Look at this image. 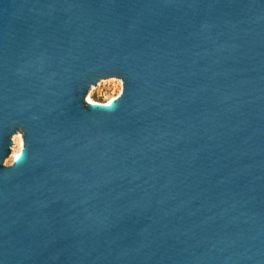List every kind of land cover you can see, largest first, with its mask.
Instances as JSON below:
<instances>
[{
	"label": "water",
	"instance_id": "95a60500",
	"mask_svg": "<svg viewBox=\"0 0 264 264\" xmlns=\"http://www.w3.org/2000/svg\"><path fill=\"white\" fill-rule=\"evenodd\" d=\"M0 264H264V0H0Z\"/></svg>",
	"mask_w": 264,
	"mask_h": 264
},
{
	"label": "rangeland",
	"instance_id": "374dc122",
	"mask_svg": "<svg viewBox=\"0 0 264 264\" xmlns=\"http://www.w3.org/2000/svg\"><path fill=\"white\" fill-rule=\"evenodd\" d=\"M123 89V80L120 77H108V78H103L101 80H99L96 84H93L90 88V90L88 91L87 95H86V102L88 103H93L90 102V100H88V96L91 95L92 99L94 101L97 102H102V103H106L111 97L113 96H117L120 95ZM23 134V130L18 129L13 135H12V145H11V149L10 152L5 156V158L3 159L2 164L9 166L11 164L14 163L15 156H14V152H17L19 149V144H18V140L19 137L17 139H15V136L17 134ZM16 140V141H15Z\"/></svg>",
	"mask_w": 264,
	"mask_h": 264
},
{
	"label": "bare ground",
	"instance_id": "6f19581e",
	"mask_svg": "<svg viewBox=\"0 0 264 264\" xmlns=\"http://www.w3.org/2000/svg\"><path fill=\"white\" fill-rule=\"evenodd\" d=\"M118 96L119 95H117V96L115 95V96L111 97L106 103H102V102H97L96 103V101H94L92 99L91 95L88 96V100H90V102H93L92 104L99 105V106H113L115 104V101L118 98ZM18 137H19V139H17ZM15 139L18 140L19 149H18L17 152H14L15 153L14 156H15L16 160H19L22 157L23 153H24V137H23V134H21V133L17 134L15 136Z\"/></svg>",
	"mask_w": 264,
	"mask_h": 264
}]
</instances>
